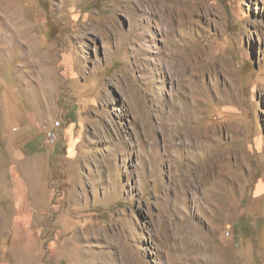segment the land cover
I'll return each mask as SVG.
<instances>
[{"label":"rangeland","instance_id":"374dc122","mask_svg":"<svg viewBox=\"0 0 264 264\" xmlns=\"http://www.w3.org/2000/svg\"><path fill=\"white\" fill-rule=\"evenodd\" d=\"M0 264H264V0H0Z\"/></svg>","mask_w":264,"mask_h":264},{"label":"built area","instance_id":"2783aa9c","mask_svg":"<svg viewBox=\"0 0 264 264\" xmlns=\"http://www.w3.org/2000/svg\"><path fill=\"white\" fill-rule=\"evenodd\" d=\"M61 124L60 122H55L51 125L45 133V142L47 145H55L60 137Z\"/></svg>","mask_w":264,"mask_h":264},{"label":"crops","instance_id":"0c3cea01","mask_svg":"<svg viewBox=\"0 0 264 264\" xmlns=\"http://www.w3.org/2000/svg\"><path fill=\"white\" fill-rule=\"evenodd\" d=\"M74 124H75L74 121H71V122L66 123V124L62 123V127L60 130V134H61L60 138L61 139H66L67 141L70 140V142H72L75 139L74 134H73L74 127H75ZM62 132H63V134H62ZM69 155H71V154H69Z\"/></svg>","mask_w":264,"mask_h":264}]
</instances>
